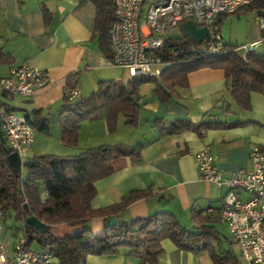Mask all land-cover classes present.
<instances>
[{"label": "crops", "instance_id": "1", "mask_svg": "<svg viewBox=\"0 0 264 264\" xmlns=\"http://www.w3.org/2000/svg\"><path fill=\"white\" fill-rule=\"evenodd\" d=\"M96 15L94 0H0V47L10 56L0 61V77L9 75L12 67L26 63L46 70L51 79V83L38 89L33 97L0 99L23 116L34 119V112H39L41 118L49 122V130H38L35 142L20 155L22 169L24 162L35 155L71 156L92 147L124 144L132 148L142 144L139 157L126 152L112 160L113 172L95 183L97 192L92 207L99 209L120 204L132 192L145 191L146 195L112 214L109 221L144 218L169 210L187 228L212 225L221 236L220 225L224 224L229 232L220 214L227 189L201 178L195 154L208 145L216 157L217 167L223 172L252 168L253 146L264 148V95L253 92L251 108L244 110L232 97L224 69L200 68L189 72L188 84L176 86L166 100L156 95L154 82L141 84L138 94L142 109L138 127L128 124L123 114H119L114 131L108 130L105 119L85 120L77 144L66 145L61 139L58 111L65 103L69 87L75 83L85 98L99 88L100 81L127 82L132 78L125 68L105 63L109 57L100 47ZM221 34L232 44L231 36L225 38L222 30ZM261 35V28L258 32L255 25L249 26L246 42L240 45L252 43ZM71 76L72 81L69 80ZM158 117L167 123L183 119L194 123L221 121L224 125L204 130L202 134L188 130L160 136V130L154 125ZM241 197L248 196L241 193ZM42 198H47L46 192ZM13 217L20 218L21 232L20 226L15 228ZM25 222L19 211L11 216L5 212L0 238L8 248L24 237ZM104 222L102 217H96L86 226L95 232ZM83 227L54 224L50 229L54 235L64 236ZM231 242L233 245L229 248L241 258V264H247L241 257L238 243L233 238ZM34 244L30 247L42 249L38 243ZM162 246L164 252L158 264H214L208 251L183 250L170 238L162 240ZM128 251V248H121L115 255L89 254L87 263L140 264L137 258L128 255ZM51 264H58V259L54 257Z\"/></svg>", "mask_w": 264, "mask_h": 264}, {"label": "trees", "instance_id": "2", "mask_svg": "<svg viewBox=\"0 0 264 264\" xmlns=\"http://www.w3.org/2000/svg\"><path fill=\"white\" fill-rule=\"evenodd\" d=\"M97 7L96 31L102 51L111 57L110 27L116 18L113 0H94ZM252 12L264 15V0H251L239 10L229 13L244 15ZM221 15L214 29L221 32L225 16ZM206 42L198 44L188 36H173L158 52L166 65L158 76H132L130 80L100 81L99 88L91 95L68 101L58 111V124L64 144L75 146L79 131L85 120L105 119L108 130L114 131L119 114L134 128L141 122V105L138 90L145 82L156 84L155 93L161 100L171 96L176 86H186L188 73L204 67L224 69L230 82V90L235 103L244 110L251 108V94L264 95V53L251 51L244 57L226 42L219 54H207L203 49ZM10 58L0 47V61ZM73 80V76L69 78ZM34 119L26 118L38 130L48 131L49 122L34 112ZM238 123V124H243ZM237 124V123H236ZM154 125L160 136L195 130L202 134L210 128L223 127L221 121H201L176 119L167 123L158 117ZM142 144L129 148L124 144L88 148L79 154L58 156L54 154L35 155L26 160L21 173L9 162L10 148L0 125V209L19 211L25 221L29 215L46 222L45 232L37 230L25 222L26 245L38 243L42 249L51 252L58 264H88L89 254L115 255L121 248H128V255L138 259L140 264H158L164 252L162 240L170 238L181 249L193 253L208 251L214 264H241V258L232 248H222V238L218 230L207 224L193 229L183 226L169 210L157 211L144 218L119 220L115 224L109 217L147 193L135 191L120 204L106 208H93L92 199L96 195V181L113 172L112 160L126 152L135 157L141 154ZM47 198H42L43 193ZM25 204L27 207L25 208ZM102 217L105 222L99 231L87 227L89 221ZM67 224L82 229L64 236L51 232V225ZM217 241V243H215Z\"/></svg>", "mask_w": 264, "mask_h": 264}, {"label": "built area", "instance_id": "3", "mask_svg": "<svg viewBox=\"0 0 264 264\" xmlns=\"http://www.w3.org/2000/svg\"><path fill=\"white\" fill-rule=\"evenodd\" d=\"M250 1L113 0L116 20L109 31L112 55L105 63L123 67L132 76H158L167 64L158 52L174 36V30L187 20L210 30L203 49L207 54H219L226 41L221 32L214 29L215 22L221 15L233 13ZM257 17L261 37L252 43L233 46V50L244 57L264 45V15ZM50 83L46 70L24 63L12 67L9 75L0 77V99L33 97L38 89ZM66 97L70 102L82 99L75 83L67 90ZM0 125L10 148L20 155L35 142L37 126L3 101H0ZM195 158L202 179L227 189L220 214L240 247L241 257L247 264H264V148L253 146L252 168L229 173L217 167L216 157L208 145L196 152ZM241 193L248 197L243 199ZM4 220L5 211L0 209V230ZM53 259L51 252L27 246L24 237L11 249L0 238V264H51Z\"/></svg>", "mask_w": 264, "mask_h": 264}, {"label": "rangeland", "instance_id": "4", "mask_svg": "<svg viewBox=\"0 0 264 264\" xmlns=\"http://www.w3.org/2000/svg\"><path fill=\"white\" fill-rule=\"evenodd\" d=\"M257 15L258 14L256 12H252V13L244 14V15H238V14L226 15L224 18V21L221 25V30L223 32L224 37L228 38L231 36L232 37L231 42L233 45H240L242 43H245L249 26L255 25L257 31L259 32L260 24H259V19H258ZM183 34L184 33L182 30V27H178L174 30V36L180 37ZM258 51L260 53H264V45H261L258 48ZM17 113L19 115H21L20 112H17ZM7 212H8V216H11V215H13L15 210L10 209ZM12 219L14 221L15 228H16V225L20 226V232H21L22 223L20 221V218H14L13 217ZM220 229H221V238H222V244H221L222 248L232 247V245H233V242H231L232 237H231L230 233L228 232L226 225L221 224ZM33 243H35L34 246L37 245L36 242H33ZM215 243H217V241H215ZM235 248H237V247H235ZM235 250H237V249H235Z\"/></svg>", "mask_w": 264, "mask_h": 264}, {"label": "water", "instance_id": "5", "mask_svg": "<svg viewBox=\"0 0 264 264\" xmlns=\"http://www.w3.org/2000/svg\"><path fill=\"white\" fill-rule=\"evenodd\" d=\"M183 33L188 36L190 39L194 40L198 44H202L205 39L208 38L210 34V30L207 27H200L198 26L195 21L193 20H187L182 25ZM10 164L14 167V169L18 172H22V159L20 154L17 151L12 152L9 157ZM27 207V204H25V208ZM27 223L34 226L37 230L41 232H45L48 228V225L46 222L38 219L34 215H29L26 219ZM110 222L112 224L116 223V219H111Z\"/></svg>", "mask_w": 264, "mask_h": 264}]
</instances>
